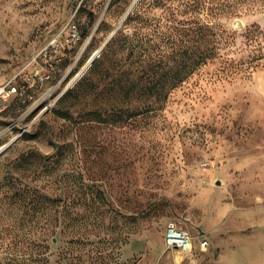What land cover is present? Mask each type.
Instances as JSON below:
<instances>
[{
    "label": "rangeland",
    "instance_id": "obj_1",
    "mask_svg": "<svg viewBox=\"0 0 264 264\" xmlns=\"http://www.w3.org/2000/svg\"><path fill=\"white\" fill-rule=\"evenodd\" d=\"M133 1L0 0V85L24 89L0 117V148L22 134L0 158V262L21 236L11 227L53 222L65 235L50 264H264V38L243 36L251 25L264 32V8L145 0L143 29L124 21L99 68L71 85ZM73 25L77 43L63 46ZM139 47L151 59L138 58ZM210 50L212 58L192 62ZM147 63L160 65L161 95L140 89L150 84ZM68 87L72 120L51 113ZM87 112L95 121L79 124ZM63 144L57 162L20 178L23 154L54 155ZM13 186L45 199L15 211ZM170 222L191 234L192 255L166 247Z\"/></svg>",
    "mask_w": 264,
    "mask_h": 264
},
{
    "label": "trees",
    "instance_id": "obj_2",
    "mask_svg": "<svg viewBox=\"0 0 264 264\" xmlns=\"http://www.w3.org/2000/svg\"><path fill=\"white\" fill-rule=\"evenodd\" d=\"M140 4L136 7V9L126 18L124 25L127 24L128 22H136V26L138 27L139 31L143 29V21H144V7H145V0H141ZM251 0L249 2H244L243 0H224V6L231 11H234L235 13L241 10H246L248 11H254L256 5H259L264 8V0ZM209 4H212V6H209L208 9L214 10L215 7L213 5L214 1L209 0ZM198 5H202L200 1L197 2ZM200 7V6H198ZM93 17V16H92ZM141 24V25H140ZM100 30V29H99ZM98 30V31H99ZM119 34V31H116V34L112 37L110 42L107 44V46L104 48L103 53H102V58L107 57V55L113 51L117 35ZM246 38H248L251 42L260 44V36L264 38V32L258 26L251 25L248 27L243 34ZM264 41V40H263ZM150 51L148 48L144 47H139L138 48V53L137 56L138 58L146 61L148 59H151L150 57ZM212 50H210L208 53L201 52L199 53L198 56L195 57L194 61L192 62H204L206 59L212 58ZM101 62H95L94 65L91 67L90 72H95L100 66ZM145 70L143 74L147 79L150 81V84L145 85V86H140V89L145 91V94L149 96H158L159 93L160 95L163 94V91H165L167 81L161 76L158 77L159 74V63H147ZM196 69V65L187 70V73L184 76L182 75V72L184 70H179L178 71V77L177 79L170 84L169 86L170 89L176 88L178 85L183 83L186 78H188V75L193 73V71ZM158 77V78H156ZM125 83L121 86L122 89L125 88ZM137 87V86H135ZM139 87V84H138ZM126 93L130 95L132 93L133 88L129 87V89H126ZM71 92L65 93L57 102L55 107L51 110V113L58 117L62 118L65 120H72L73 119V114L69 110H64L63 105L65 101L67 100L69 94ZM166 96V94H165ZM19 97V96H18ZM17 98V97H15ZM14 98V99H15ZM148 105V104H147ZM149 105L148 106H134L131 107L130 110L128 108L129 114H128V119L132 117H136L139 114L143 113L144 111L149 110ZM91 112H87L85 115L82 114L79 124L81 122H84V125L86 123H91L92 121H95V118L88 117ZM94 114V112H92ZM86 117H88L86 119ZM122 117L120 116V121H122ZM104 122H107V120H104ZM82 127H80L81 129ZM57 153L54 155H44L40 152L37 151H29L25 154H23L20 157V161H18L17 166H16V172L19 174L20 178H25L29 175V173L33 170V165H46V163H55L57 162L60 157L63 156L65 148H69L70 144H63L62 146H58ZM56 158V159H52ZM19 179V178H18ZM13 193L11 194L10 197V206L11 205H16L14 207L15 211H22L23 214H28L30 210H32V206H37L42 202V199H45V196L40 194V193H34L29 189L26 188H20L13 186ZM102 194V192H100ZM21 225H15L11 227L10 229L12 231L17 230L16 233H21L20 237H14L13 240L11 241L10 245L8 246V253L9 257L5 259V263L0 262V264H50L49 261V251L53 247V245H56L59 243V240L62 236L65 235V227H63L62 224H56L53 222H50L49 224H46L44 226H36L34 228H30L26 231H23L24 228H21ZM67 228V227H66ZM19 230V231H18ZM72 232L74 235L78 233V230L76 227L72 228ZM36 238H33V237ZM55 241V243H54Z\"/></svg>",
    "mask_w": 264,
    "mask_h": 264
},
{
    "label": "built area",
    "instance_id": "obj_3",
    "mask_svg": "<svg viewBox=\"0 0 264 264\" xmlns=\"http://www.w3.org/2000/svg\"><path fill=\"white\" fill-rule=\"evenodd\" d=\"M70 29V33L66 37H62L63 46H70L76 44L78 40V32L73 25ZM53 48L57 47L55 43H52ZM59 47V46H58ZM57 47V48H58ZM56 48V49H57ZM24 94V89L17 87L13 81L6 82L0 85V117L9 107V103L18 96ZM164 242L168 249L177 250L181 253H189L192 251L193 238L191 234L179 228L175 222H170L165 230ZM206 243L202 242V248H205Z\"/></svg>",
    "mask_w": 264,
    "mask_h": 264
},
{
    "label": "water",
    "instance_id": "obj_4",
    "mask_svg": "<svg viewBox=\"0 0 264 264\" xmlns=\"http://www.w3.org/2000/svg\"><path fill=\"white\" fill-rule=\"evenodd\" d=\"M140 2H142L141 0H134L131 4V6L129 7V9L127 10L126 14L124 15L122 21L119 23L118 27H116L114 29V31L111 33V35L108 37V39L105 41V43L101 46L100 50L95 53L92 57L91 60L89 61L88 65L83 69L81 75H78L72 82L71 85H74L84 74H86V72L94 65L95 61L98 60L97 58L100 57L101 52L103 51V49L107 46V44L110 42V40L112 39V37L115 35L116 31H118V29L120 28V26L123 24V22L126 20V18L136 9V7L140 4ZM69 89V87L64 91V93L57 98V100L55 101V103L67 92V90ZM49 108H47L46 110H44L41 114L40 117L46 113V111H48ZM39 118V117H38ZM22 134H20L19 136L15 137L14 139H12L9 143H7L6 145L2 146L0 148V158L10 149L11 145L21 136ZM55 242V241H54Z\"/></svg>",
    "mask_w": 264,
    "mask_h": 264
},
{
    "label": "crops",
    "instance_id": "obj_5",
    "mask_svg": "<svg viewBox=\"0 0 264 264\" xmlns=\"http://www.w3.org/2000/svg\"><path fill=\"white\" fill-rule=\"evenodd\" d=\"M200 246H202V242H200ZM201 248H202V247H201ZM194 249H195V244H194V241H193V243H192V251L189 252V253H184V254H185L186 256H190V255L193 254ZM203 249H204V248H203ZM203 249H201V250H203Z\"/></svg>",
    "mask_w": 264,
    "mask_h": 264
},
{
    "label": "bare ground",
    "instance_id": "obj_6",
    "mask_svg": "<svg viewBox=\"0 0 264 264\" xmlns=\"http://www.w3.org/2000/svg\"><path fill=\"white\" fill-rule=\"evenodd\" d=\"M97 52H98V51H97ZM90 60H91V59H90ZM90 60H89V61H90ZM89 61H88L87 64L84 66V68L88 65ZM84 68H83V69H84ZM83 69H82V71H83ZM82 71H81V73H82ZM82 74H83V73H82ZM80 75H81V74H80Z\"/></svg>",
    "mask_w": 264,
    "mask_h": 264
}]
</instances>
